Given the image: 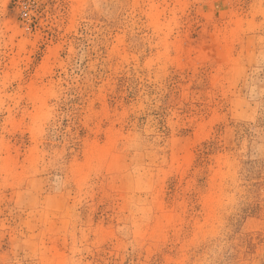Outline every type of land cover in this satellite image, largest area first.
Instances as JSON below:
<instances>
[{
    "label": "rangeland",
    "instance_id": "374dc122",
    "mask_svg": "<svg viewBox=\"0 0 264 264\" xmlns=\"http://www.w3.org/2000/svg\"><path fill=\"white\" fill-rule=\"evenodd\" d=\"M0 264H264V0H0Z\"/></svg>",
    "mask_w": 264,
    "mask_h": 264
}]
</instances>
